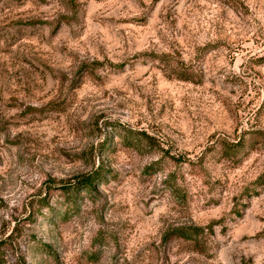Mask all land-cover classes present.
<instances>
[{"label":"rangeland","instance_id":"rangeland-1","mask_svg":"<svg viewBox=\"0 0 264 264\" xmlns=\"http://www.w3.org/2000/svg\"><path fill=\"white\" fill-rule=\"evenodd\" d=\"M76 11L0 0V264H264V0Z\"/></svg>","mask_w":264,"mask_h":264},{"label":"trees","instance_id":"trees-1","mask_svg":"<svg viewBox=\"0 0 264 264\" xmlns=\"http://www.w3.org/2000/svg\"><path fill=\"white\" fill-rule=\"evenodd\" d=\"M61 3H64L65 5H67L69 7V11H71L72 13H76L77 11V0H59ZM70 17L69 16H65L64 18H62V20L59 22L58 28H60V26L63 23H70ZM146 139H149L148 137ZM96 177L93 178H89L88 180H84L83 182H81L79 185H81V187H84V189L86 191H93V187H92V181L95 179ZM71 189H67L65 191H67V196H68V203H70L72 200V191H70ZM211 227H209L208 229H210ZM205 228L204 227H180L177 228V230H174L173 234L175 237H179L180 239L184 240L185 242H191L194 247L197 249L196 251L198 252H203L206 242L205 240H203V235L205 236ZM212 230V228H211ZM172 234V235H173Z\"/></svg>","mask_w":264,"mask_h":264}]
</instances>
